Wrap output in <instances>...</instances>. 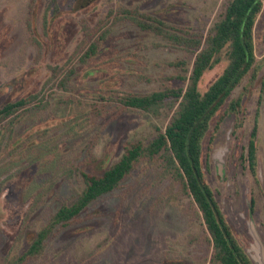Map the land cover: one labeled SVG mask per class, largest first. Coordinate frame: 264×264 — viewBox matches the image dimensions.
<instances>
[{
    "label": "rangeland",
    "instance_id": "374dc122",
    "mask_svg": "<svg viewBox=\"0 0 264 264\" xmlns=\"http://www.w3.org/2000/svg\"><path fill=\"white\" fill-rule=\"evenodd\" d=\"M75 1L0 0V110L42 91L46 96L41 110H22L0 125L1 263L22 256L58 207L82 192L76 168L102 174L120 159L127 143L149 140L173 116L165 111L155 118L117 102L130 93L185 86L177 76L189 77L193 63L184 51L140 30L123 10L137 9L207 33L226 5V0H97L75 11ZM106 29L98 53L82 62L86 44ZM253 45L262 64L258 79L252 84L247 78L212 116L202 163L235 236L257 264L263 258L251 229L264 245V9ZM179 60L188 66L172 65ZM70 65L75 74L66 91L55 85L53 69ZM225 66L226 61L209 71L202 89ZM238 98L242 126L236 129L237 118L227 109ZM255 126L260 189L247 161ZM154 168L138 165L120 189L50 233L43 255L25 264H211L208 232L192 200L171 191L170 182L155 180Z\"/></svg>",
    "mask_w": 264,
    "mask_h": 264
},
{
    "label": "trees",
    "instance_id": "16d2710c",
    "mask_svg": "<svg viewBox=\"0 0 264 264\" xmlns=\"http://www.w3.org/2000/svg\"><path fill=\"white\" fill-rule=\"evenodd\" d=\"M97 0H76L75 11L89 7ZM264 9V0H226L225 11L208 30L194 32L179 28L166 21L139 10H123L140 30L161 37L173 48L184 51L193 59L189 77L177 76L186 82L180 88H166L145 94L130 93L120 96L117 102L124 109L137 110L159 118L165 111L174 112L165 128L156 127L149 140L136 139L127 143L120 159L102 174H91L76 168L83 181V190L72 201L63 203L52 215L50 222L32 240L29 249L20 257L0 264H25L30 258H38L46 250L50 233L66 228L96 201L116 192L132 176L138 165L146 162L155 169V180L170 182L171 191H179L192 200L195 215L208 232V245L213 253L211 264H255L239 244L220 208L215 194L207 182L203 169V140L212 116L224 106L234 91L248 78L253 84L262 69L254 53V31ZM115 12H111L110 16ZM119 19L115 18L116 23ZM48 21V20H47ZM46 21V24H47ZM104 30L90 41L81 52L82 62L95 56L100 43L109 34ZM226 61L222 74L207 89H202L204 76L214 67ZM176 67H187L188 61L172 62ZM55 85L68 90L75 67H56ZM264 94V80L262 81ZM46 96L42 91L0 110V125L11 121L20 111H39L44 107ZM38 102V103H37ZM33 106H30L32 105ZM242 98L232 100L227 111L237 118L236 129L242 126L239 114ZM220 127L217 125L216 130ZM257 126L251 134L248 160L251 170H257ZM215 141V134L211 143ZM173 264H184L174 262Z\"/></svg>",
    "mask_w": 264,
    "mask_h": 264
},
{
    "label": "flooded vegetation",
    "instance_id": "af4514ba",
    "mask_svg": "<svg viewBox=\"0 0 264 264\" xmlns=\"http://www.w3.org/2000/svg\"><path fill=\"white\" fill-rule=\"evenodd\" d=\"M247 161L249 162V160H248V158H247ZM249 167H250V171H251V174H252V177H253V179H254V182L257 184V186H258V188L260 189V187H261V184H262V180L260 179V175H258V169L256 170V173L254 174L253 173V171L251 170V166H250V162H249ZM262 187H263V189H264V185L262 184ZM213 190V189H212ZM214 192V191H213ZM214 194H215V192H214ZM215 198H216V195H215ZM216 200H217V198H216ZM218 201V200H217ZM219 203V202H218ZM255 205H256V199H255V196H253L252 198H251V211H253V212H255ZM221 208V207H220ZM222 210V209H221ZM223 212V211H222ZM224 214V213H223ZM225 216V215H224ZM226 218V217H225ZM226 221H227V219H226ZM228 222V221H227ZM229 224V223H228ZM230 225V224H229ZM230 227H231V225H230ZM232 229V228H231ZM232 231H233V229H232ZM234 233V232H233ZM235 235V234H234ZM236 237V236H235ZM237 238V237H236ZM237 240H238V238H237ZM239 242V241H238ZM239 244L241 245V243L239 242ZM242 246V245H241Z\"/></svg>",
    "mask_w": 264,
    "mask_h": 264
},
{
    "label": "water",
    "instance_id": "95a60500",
    "mask_svg": "<svg viewBox=\"0 0 264 264\" xmlns=\"http://www.w3.org/2000/svg\"><path fill=\"white\" fill-rule=\"evenodd\" d=\"M251 230L257 240L259 251L261 252L260 258H263L262 261H258L257 264H264V245L262 241L260 240L259 236L256 234L255 230L253 228Z\"/></svg>",
    "mask_w": 264,
    "mask_h": 264
}]
</instances>
